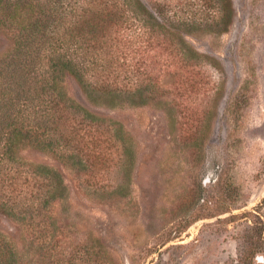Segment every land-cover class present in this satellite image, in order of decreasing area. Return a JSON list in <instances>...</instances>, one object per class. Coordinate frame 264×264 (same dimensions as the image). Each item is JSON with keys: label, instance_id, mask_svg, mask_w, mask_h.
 Segmentation results:
<instances>
[{"label": "rangeland", "instance_id": "rangeland-1", "mask_svg": "<svg viewBox=\"0 0 264 264\" xmlns=\"http://www.w3.org/2000/svg\"><path fill=\"white\" fill-rule=\"evenodd\" d=\"M230 1L231 22L221 33L211 9L197 10L191 22L189 5L178 10L197 57L189 66L178 59L152 65L155 101L94 105L72 77L63 78L69 98L118 121L130 137L126 164L98 176L95 187L43 153L21 151L61 173L71 221L119 264H264V0ZM5 46L0 35V52ZM108 182L121 193L91 195ZM0 232L21 242L2 214Z\"/></svg>", "mask_w": 264, "mask_h": 264}, {"label": "trees", "instance_id": "trees-1", "mask_svg": "<svg viewBox=\"0 0 264 264\" xmlns=\"http://www.w3.org/2000/svg\"><path fill=\"white\" fill-rule=\"evenodd\" d=\"M188 5L190 22L204 9L219 33L231 22L230 0H0V214L22 233L18 243L0 232V264H119L71 221L61 173L21 151L49 156L85 187L125 165L132 151L122 125L75 103L62 80L72 77L94 105L155 101L151 68L197 57L189 20L177 14ZM121 188L108 182L90 193L111 198Z\"/></svg>", "mask_w": 264, "mask_h": 264}]
</instances>
